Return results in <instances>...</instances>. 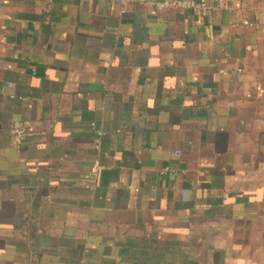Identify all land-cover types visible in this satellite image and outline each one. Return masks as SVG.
Listing matches in <instances>:
<instances>
[{
	"label": "crops",
	"instance_id": "0c3cea01",
	"mask_svg": "<svg viewBox=\"0 0 264 264\" xmlns=\"http://www.w3.org/2000/svg\"><path fill=\"white\" fill-rule=\"evenodd\" d=\"M196 1L0 0V264H264V0Z\"/></svg>",
	"mask_w": 264,
	"mask_h": 264
},
{
	"label": "built area",
	"instance_id": "2783aa9c",
	"mask_svg": "<svg viewBox=\"0 0 264 264\" xmlns=\"http://www.w3.org/2000/svg\"><path fill=\"white\" fill-rule=\"evenodd\" d=\"M124 4L127 3H141L144 5H149L157 10H165L169 8L175 9H187L194 7L207 8L208 6L205 3L197 2L196 0H114ZM123 11H125L123 9ZM15 95H12V98H15ZM24 99V97H19ZM12 131L14 134V139L16 142H22L26 137V124L23 121H15L12 125ZM179 154V151L177 152ZM93 176H96V173H93ZM206 207L203 204H197L196 208Z\"/></svg>",
	"mask_w": 264,
	"mask_h": 264
}]
</instances>
